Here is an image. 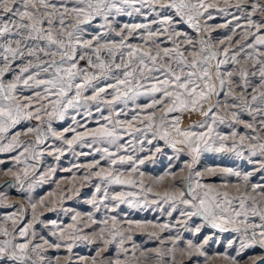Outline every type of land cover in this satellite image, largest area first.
Segmentation results:
<instances>
[{"label": "snow or ice", "instance_id": "obj_1", "mask_svg": "<svg viewBox=\"0 0 264 264\" xmlns=\"http://www.w3.org/2000/svg\"><path fill=\"white\" fill-rule=\"evenodd\" d=\"M145 7L154 11L158 17L152 20L151 24H158L160 27L153 30L150 24L142 23H124L119 31L113 27L115 17L132 16L134 13H141ZM210 7L213 5L206 4L204 0H197L196 3H186L185 0H0V153H11L20 149L21 151L11 159L16 164L24 165L23 168L13 166L0 170L3 175L11 176V180L0 185V206L15 207L12 204H3V201L7 200V194L2 189L16 188L19 192L31 193L36 185L46 182L48 174H54L55 169L49 168L47 174L41 172L37 176L36 164L29 163L42 158L45 149L38 150V146L44 144L48 133L69 148L74 144L89 148L101 145L94 151L102 153L100 160L107 161L108 166L103 167L100 160L94 161L86 166L88 174L83 179L88 181L90 176L99 178L101 183L95 185V192H102V200L116 202L112 210L123 203L135 206L134 201L128 197H135L136 193L121 191L110 195L108 186H136V181L125 179V173L116 166L131 165V171L135 173L138 171L137 165L144 164L145 160L119 153L132 146L133 140L143 144V140H138V134L147 138L151 132L153 139L158 137L174 149L177 144L185 145L192 158V163L188 165V175L183 178V190L155 195L160 196L166 203L173 201V210L176 207L175 202L185 205L188 210L181 209L182 216L188 219L201 218L204 223L195 226L196 233L209 226L228 231L229 225L233 226L231 231L241 233L236 241L239 243L237 256L226 257L232 260V264H242L241 259L237 257H243L248 249L259 247L264 250V184H250L252 192L259 193L258 201L248 192L252 172L241 174L233 168L213 167L205 170L213 175L219 172L223 175L242 176L245 190L239 192L237 189L238 194L231 195L227 191L221 192L201 183L204 174L193 171V165L199 162L204 152H234L242 156L245 149L250 157L261 158L256 161L260 165L256 171H264V0H245V3L235 5L238 10L248 11L247 28L244 30L248 39L230 59L228 48L223 49L225 59H218L217 50L209 45L208 41L201 39L199 43L202 46L196 50V44L191 38L172 27L174 24L184 23V17L187 16L186 22L199 31V26L194 21ZM157 8L160 11H156ZM168 10H174L175 17L179 19L176 20L173 15L167 14ZM257 14L259 17L254 18ZM98 18L103 20L100 28H106L120 36L118 42H101L100 33L88 35L93 21ZM138 29L146 30L142 39L147 47L126 42L127 37ZM163 33H169L167 40L171 42V48L161 47L162 42H157L156 37ZM107 34L108 32H105L103 35ZM182 36H185L184 44L187 45L183 50L181 43L177 42ZM227 39L231 41L232 37ZM245 49L251 51L241 57ZM241 59L245 61V65H240ZM213 60L216 61L214 67L211 64ZM80 61H84L86 66H81ZM229 63L240 66L221 72V65ZM257 75L258 81L249 79ZM25 90L31 91L32 94L24 96ZM89 92L90 95H86ZM141 96L150 98V102L143 107L136 104ZM129 102L135 105L131 109V119H119L122 114H128L125 109L128 108ZM93 105L96 106L95 112L100 113V116L96 120L97 127L87 128L76 120V116L91 117ZM117 105L123 107L117 109ZM104 108L110 110L108 115L103 114ZM149 109L151 111H147ZM158 110L163 113L159 124L155 120ZM41 113L48 118L47 131L40 126L18 128L26 121H41ZM141 113H144L143 118ZM174 113L176 115H172ZM185 113L199 114L203 119L184 129L181 128L180 121ZM242 113L251 117V122L241 119ZM68 116L73 124L85 128L82 132L77 131L76 127L65 128L64 132L75 133L71 139L57 134L52 127L53 120L63 121ZM169 119L170 127L179 139L173 137L172 132L165 127ZM236 124H242L245 129L257 134L242 135L234 127ZM219 125H226L232 131L230 134H224L218 130ZM256 125H259V128ZM29 134H34V144L33 140L22 139ZM125 136L131 139L121 143ZM147 142L152 143L151 140ZM155 150L161 151L159 147ZM54 151L59 153L56 156V160H59L64 148L57 147ZM4 163L0 160V164ZM94 168L97 171H92ZM140 175L143 176V173ZM165 175H171L175 181L174 173L168 172ZM162 181L163 176L156 178L157 183ZM140 186L143 189L142 182ZM145 191L151 192L152 189L147 188ZM75 194H79V188L75 189ZM66 198L71 197L61 194L59 201L51 203H60L62 206ZM29 200L31 201L30 196ZM90 202L98 209L96 197ZM37 203L49 211L56 210L49 207L43 197ZM37 203H31L32 219L33 222L43 223L37 220ZM61 210L68 211L62 207ZM78 215L79 213L72 216L73 223L67 228H60L56 220L50 222L54 228L59 229L58 232L51 233L56 240L50 241L41 237L43 243H34L30 239L21 243L7 239L0 241V264H45L46 260L48 264H61L59 256L49 259L44 253L49 249L58 251L61 248L72 253L77 241L96 243V236L78 234L82 231L77 227ZM255 217L259 218V223L252 219ZM89 219H92L94 224L104 225L99 228L98 234V239L104 247L98 248L95 256H81L79 259L84 264L89 261L90 264H121L119 256L129 254V249L125 248L124 244L126 240L132 239L131 235L126 236L124 231L117 227L115 216L111 217V228L107 226V219L96 221L91 214ZM16 222L15 212L0 218V236L13 235L9 227ZM127 223L129 231L132 230L133 224L137 227L142 224L140 221ZM31 227L29 224L19 228V236L27 238ZM162 227L166 228L167 225ZM150 235L156 236V233ZM32 236L35 237L34 231ZM207 242L205 239L204 243ZM236 242H230L229 246L232 247ZM112 243L118 245V258L115 261H98L97 257ZM135 248L136 245H133V249ZM202 248L203 245H194L188 241L187 247L179 251L191 259L197 254L193 249ZM176 250V240H173L171 248L154 250L155 257L164 264V258L171 255L170 264H176ZM140 255L146 260L149 259L143 251ZM199 255H204L203 251H199ZM131 256L136 259L135 251H132ZM251 259L252 264H264V256ZM64 264H72L71 256L64 258Z\"/></svg>", "mask_w": 264, "mask_h": 264}, {"label": "rangeland", "instance_id": "obj_2", "mask_svg": "<svg viewBox=\"0 0 264 264\" xmlns=\"http://www.w3.org/2000/svg\"><path fill=\"white\" fill-rule=\"evenodd\" d=\"M186 3H196L197 0H185ZM206 4H212L213 7L207 9L203 12L202 16H198L194 23L199 26V31L196 30L191 24H188L187 16L184 17L185 22L174 24L172 27L185 34L193 40L196 44V50H198L202 45L199 43L201 39L208 41L218 52V59H225L223 49L228 48V58L239 48L240 45L244 44L245 40L248 39L244 34V30L247 28V16L248 11L238 10L235 5L237 3H245V0H204ZM223 9L224 11H221ZM156 11H160L159 8ZM167 14L173 15L174 19L178 20L179 17H175L174 10H168ZM212 18L209 19L208 17ZM259 14H257L258 18ZM238 18V19H237ZM158 19L155 12L151 9L145 7L142 9L141 13H134L132 16L120 15L115 17L113 21V27L116 31H119L120 27L124 23L135 24H150L151 28L155 30L160 27L158 24H151V21ZM103 23L102 19H97L93 21L92 27L89 29L88 35L100 33L102 34L101 42L107 41H119L120 36L116 35V32H109L106 28H100L99 25ZM239 25V27H237ZM108 32L107 35H103ZM171 32V29H169ZM169 33H163L156 37L157 42H162L161 47H172L171 42L167 40V35ZM142 35H146L145 29H138L133 35L127 37L126 42L147 47L144 45ZM182 36L178 43H181L182 50L187 47L184 44V38ZM232 37L229 41L227 37ZM243 37V39L241 38ZM223 41V43H221ZM155 47V45H152ZM191 50V49H189ZM251 49H245L241 53L243 57ZM187 54V53H186ZM117 62H119V57H117ZM254 63V61H253ZM81 66H86L84 61H80ZM214 67L216 61L211 62ZM240 65H245L243 59L240 60ZM240 65H234L232 63L221 65V72H226L227 70H232ZM10 77H6L8 79ZM162 78V77H161ZM250 80L258 81V75L256 77H250ZM218 84V81H217ZM227 91V88H225ZM239 92V89H237ZM31 91L25 90L24 96L31 95ZM86 95H90L86 93ZM159 95V94H157ZM216 97H213L215 101ZM150 102V98L147 96H141L137 99L136 104L143 107ZM39 106L38 104L36 105ZM95 105H93V115L91 117H84L83 115L76 116V120L80 122L81 125H86L87 128L97 127L96 120L99 118L100 113L95 112ZM117 109L123 107V105H117ZM131 102L125 111L127 115H121L118 118L121 120L131 119L133 115L131 109L134 108ZM71 111V110H70ZM109 109L104 108V115L109 114ZM147 111H151L150 109ZM144 113H141V118H143ZM163 113L162 111H157L156 113V123L159 124L161 121ZM172 115H176L175 113ZM42 120L37 121L35 119L31 121H26L24 125L18 126V128H24L28 126H40L45 131H47V116L41 113ZM203 119L199 114L189 115L187 113L183 114L180 126L181 128L188 129L195 122ZM241 119L251 122V117L246 113L241 114ZM103 122V121H101ZM230 122V121H229ZM171 120L169 119L165 124L168 131L172 132L173 137L179 139L176 133L172 131ZM259 128V125H256ZM52 127L57 134L64 135L65 138L71 139L75 133L68 131L64 132L65 128L76 127L77 131H84V127H78L73 124L70 116L66 117L63 121L53 120ZM240 134L256 135L250 129H245L242 124H236L234 126ZM198 130V129H197ZM218 130L224 134H230L232 129L228 128L226 125H219ZM152 133L149 132L147 138L139 136L138 140H143L144 143H138L137 140L132 141V146L127 147L126 150H122L120 155H133L138 159H144L145 163L142 165H137L138 171L133 173L131 171V165H117L116 167L125 173V179H134L136 181V186L129 185H110L108 186L109 194L118 192H132L136 193L135 197H128L129 200H133L135 206L128 203L120 204L115 210H112V206L116 203L111 200H102V192H95V185L101 183L99 178L95 176H90L88 181H85L83 177L88 174L87 165L93 163L96 160H100L102 153L95 152L96 147H101V145H93L92 148L81 146L80 144H74L72 148L63 144L62 141L53 138L51 133L47 134V138L44 144L38 146L39 149H45L42 158L39 161H29L30 164H36L37 176L41 172L48 173L49 168H54V174H48V178L45 183L41 185H36L31 193L19 192L16 188H4L2 189L7 194V200L3 201V204H12L15 207H5L0 206V218L9 215L11 213H17V222L15 225H10L9 231L13 233L8 237L0 236V241L5 239L12 240L14 243L24 242L25 239L33 240L34 243H43L41 237L48 240H56V237L52 236V231H59V229L54 228L51 225L52 220H56L60 228H67L68 225L72 224V216H77V227L82 231L78 233L79 235L87 234L90 237L96 236V243L89 244L86 241H77L73 247L72 253H68L66 249L61 248L60 250L49 249L44 255L52 259L56 256L61 258V264H64V258L66 256H71L72 264H84L79 257H92L96 255L98 248H103L104 245L99 241L98 234L99 228L104 227L103 224H94L92 219H89V214L96 221H101L107 219L108 227H112L111 217L115 216L118 223L117 227L124 231L125 235H131L132 239L126 240L124 247L129 249V254L127 256L121 255L119 259L121 264H161V261L155 257L156 249L167 250L173 246V240H176V264H232V260L226 257H236V250L239 248L238 238L242 235L241 233H236L231 231L232 225H229L228 231H220L212 227H203L199 233L195 232V226L203 224L201 218L193 217L188 219L180 214L181 209H186V206L175 202L176 207L173 210V201H168L167 203L161 199L160 196L155 195V193H160L161 195L166 192H178L183 190V178L188 175V165L192 163V158L188 154V149L185 145L177 144L175 149L170 145L166 144L165 141L160 140L158 137L156 139L152 138ZM24 140H33L34 144V134H29L28 136L22 137ZM131 139L128 136L124 137L121 143H125ZM151 140L152 143L147 141ZM231 141L229 140V143ZM248 143L247 141L245 142ZM107 146V145H104ZM64 148L63 155H60L59 160H56V156L59 153L54 151L55 148ZM161 149L160 152H156V148ZM143 149V150H141ZM182 149V151H181ZM114 151V149H112ZM21 151L17 149L14 152L0 153V160L5 163L0 164V170H6L9 167L15 166L16 168H23V164H16L11 157L17 155ZM31 152V149H29ZM82 153H89L88 155H82ZM261 159L260 157H250L248 151L245 149L242 156L236 155L234 152H204L200 156L199 162L193 165V171H200L204 175L201 178V183L212 186L213 188L224 192L227 191L231 195H237V189L239 192L245 190V183L241 177L223 175L219 172L216 174H209L205 170L208 167L213 168H233L241 172V174L252 172V176L249 179L248 192L249 195H254L259 201V193H253L250 187L252 183L264 184V171H256L260 167L259 163H256ZM103 167H107V161L100 160ZM70 169V170H69ZM92 171H97V169H92ZM174 173L175 181L171 175H165V173ZM143 173V176L140 175ZM163 176V181L160 183L156 182L157 177ZM195 179V177H194ZM11 180V176L3 175L0 172V185H3L6 181ZM141 182L143 184V189L141 188ZM224 185H227L225 187ZM26 186V185H25ZM82 186V187H81ZM103 187V185H102ZM79 188V194H75V189ZM151 188V192H146L145 189ZM10 189V190H9ZM49 193H52L50 196ZM61 194H64L66 198L60 203H51V201H59ZM31 197V201L29 200ZM45 199V203L49 204V207L55 208V211H49L48 208L41 207L37 202L40 198ZM96 197L97 206H94L90 201ZM102 201V202H101ZM31 203H37L36 216L38 221L33 222V212L31 209ZM105 205H108L106 208ZM67 209V212L61 210ZM256 223H259V218H252ZM127 221H140L142 222L140 227L133 224L132 230L129 231V225ZM150 222V223H149ZM31 224L32 227L29 230V235L27 238L19 236L18 229L23 228L26 225ZM167 225V227H162ZM35 232V237L32 236V232ZM151 233H156V236L150 235ZM107 235V232L105 233ZM157 236L159 239H157ZM110 238V237H109ZM207 239V243H204ZM188 241H191L194 245H203L200 250L193 249L196 251V255L189 259L186 255H183L179 249L186 248ZM59 243L60 241L57 240ZM230 242H236L232 247L229 246ZM133 245L136 248L133 249ZM45 247H47L45 245ZM132 251H135L136 259L131 256ZM145 252L149 259H144L140 253ZM199 251H203L204 255H199ZM118 252V245L115 243L109 244L107 250L102 252L101 256L97 257V260L104 259L115 261ZM264 256V250L259 247L248 249L243 257H237L241 259L242 264H252V259H260ZM35 259V256H33ZM171 255L164 258V264H170ZM48 264V261H45ZM90 264V261L88 262Z\"/></svg>", "mask_w": 264, "mask_h": 264}, {"label": "bare ground", "instance_id": "obj_3", "mask_svg": "<svg viewBox=\"0 0 264 264\" xmlns=\"http://www.w3.org/2000/svg\"><path fill=\"white\" fill-rule=\"evenodd\" d=\"M10 190V189H9Z\"/></svg>", "mask_w": 264, "mask_h": 264}]
</instances>
